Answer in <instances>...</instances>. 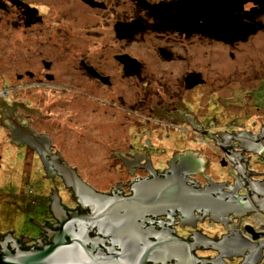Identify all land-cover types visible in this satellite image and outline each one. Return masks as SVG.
Listing matches in <instances>:
<instances>
[{
	"label": "flooded vegetation",
	"instance_id": "obj_1",
	"mask_svg": "<svg viewBox=\"0 0 264 264\" xmlns=\"http://www.w3.org/2000/svg\"><path fill=\"white\" fill-rule=\"evenodd\" d=\"M171 1L176 0H0V125L4 126V130L9 131L10 141L24 150L27 160L25 171H31V167L34 166L32 171H40L50 180L51 184L46 190L49 203L59 199L68 212L88 213L78 204L77 193L72 187L74 185L69 184L64 177L63 171L66 169L72 170L84 184L98 193L109 196L120 194L127 198L134 194L133 186L142 181L154 180L155 177L166 179L169 176H185L189 186L202 193L210 192L216 199H224L225 206H216L211 212L205 210L196 212L189 217L179 209H170L166 216L147 217L146 219L151 222L146 223L145 229L153 228L157 232L171 234L172 237L186 242H194L196 238L217 240L224 243L223 246L226 247L224 252L229 260H232L235 254L243 255L247 248H253L254 243L249 241L245 230L250 226L257 229L258 215L263 220L264 231V208L256 202L249 181L242 175L245 167L249 179L256 183L257 189L261 188L258 183H264V171L255 167L264 159V82L261 81L262 76L264 79L261 69V64L264 63V0L249 1L243 6L244 21L257 28V31L246 40L234 44L210 40L211 43L230 50V53L223 55L225 56L223 59L214 58L217 67L228 68L226 60L228 55L235 62V66H238L239 62L255 64L253 67L255 74L253 77L250 76L248 81L250 84L230 86L229 80L228 82L213 81L212 77L206 78L202 73L188 66L178 78L180 84L185 86V92L181 95L168 88V82L166 85L162 84V91L158 92L156 90L159 89L151 88V85L154 86L153 78L149 75L151 72L147 70L145 62L132 56L129 48L135 41L134 38L137 40V37L147 35L151 31L149 28L155 29L158 25L148 4L154 6ZM87 14L94 19V15L108 14V17L112 18L119 16V19L113 20V27L115 38L121 44V50L116 52L114 49V53L103 57L75 54L78 39L75 34L71 36V28L78 29L91 24L93 20L82 17ZM121 15L124 17L121 18ZM139 21L143 31L134 37H129V33L123 34L118 31V25ZM168 32L174 31L168 30ZM92 35L98 36V33L92 32ZM177 35L184 39L190 38L180 33ZM26 43L28 45H25ZM114 46L117 47L116 44ZM70 50L73 54H70ZM158 50L159 57L163 60L161 63L169 67L177 68L187 60L172 48L160 47ZM22 51L24 54H21ZM162 51L167 53L162 55ZM244 55L251 58L244 60ZM124 57L138 60L142 64L140 73L133 75V71L127 70V61ZM191 74H200V80L204 83L187 88L186 81ZM71 78L72 80L69 81L68 79ZM139 78L144 79V85L146 84L142 88V97L139 98L142 104V110L138 112L139 116L142 117L143 111L147 110L151 113L152 119L159 123L164 121L166 126L172 128L173 133V136L167 135L166 138H170L171 141L175 139L174 143L188 141L190 144L198 138L214 143L218 168L221 169L214 175L216 179L212 178L210 173L214 171L213 163L205 161L204 158L199 157V154L196 155V151L194 152L190 146L185 149H174L171 157L161 158L154 156L146 147H142L143 143L134 148L135 144H129L134 143L133 140L122 136L118 129L129 128L130 125L127 123L131 122L132 112L125 114L124 121L118 123L116 112L111 109L112 99L107 96L104 100L99 93L103 92L102 90L109 93L119 83ZM87 84L93 85L92 89L98 101L95 111L99 118L91 125L85 122L82 131L93 128L100 133L92 137L102 141L110 138L113 144L120 143L122 147L129 144V153L117 152L116 157L122 163L117 169L119 168V172L123 175L128 174L130 179L117 182L104 191L81 178L79 168L72 163L75 160L73 158L76 157L69 156L73 148L62 153L59 145L63 144H56L54 139L46 134H38L31 126V120L19 117L18 110L20 111L21 107L23 110L30 107L17 102L14 98V95L19 94L35 96L50 94L53 91L67 95L69 92L64 90L69 89L67 86L74 85L75 93L81 94L87 89L85 87ZM200 89H206L208 94L210 93L207 106H202L205 101L202 97L198 100L196 96ZM119 99H122L121 96ZM100 101L106 102L109 107L102 106ZM44 104L45 108L53 107L51 102ZM64 104H66L64 101L57 102V106ZM245 107H251L248 109V118L233 116L230 120L227 119L230 113L244 110ZM147 115L146 113L144 117ZM227 122L231 124L226 125ZM247 125L251 130L246 128ZM141 134L143 133L140 130L136 133V135ZM124 171L127 174L123 173ZM31 191L33 193V190ZM50 211L49 206L50 217L38 223L55 228L58 221ZM40 232V237L42 236L43 241L47 243L44 231L40 229ZM8 235H12L24 250L38 248V239L26 241V238L18 239L12 233L0 236V243ZM91 237H99L98 231L91 232ZM104 240L105 244H100L97 251L101 250L109 254L110 248L113 247V236H106ZM230 243L233 245L231 250L227 247ZM115 248L119 249V247ZM210 249H197L194 254L199 259L213 260L216 254ZM251 259L261 264V252L256 249L255 256ZM227 263L242 264V260ZM169 264H176V261Z\"/></svg>",
	"mask_w": 264,
	"mask_h": 264
},
{
	"label": "rangeland",
	"instance_id": "obj_2",
	"mask_svg": "<svg viewBox=\"0 0 264 264\" xmlns=\"http://www.w3.org/2000/svg\"><path fill=\"white\" fill-rule=\"evenodd\" d=\"M94 16L95 19L88 14L82 16L87 20H93L91 24L78 29L70 27L72 29L71 36L75 34L78 39L75 54H92L103 57L114 53V49L116 52L121 50V44L115 38L113 27V20L119 19V16L114 18L108 17V14ZM120 17L122 18L124 15ZM149 29L151 31L147 35L139 36L137 40L134 38L135 41L129 48L132 56L146 63L147 70L151 72L149 75L152 76L154 86H156L152 87L151 85V88L159 89L156 90L158 92L162 91V84L166 85V82H168V88L172 89V91L177 92L179 95L184 93L185 86L180 84L178 78L188 66L196 72L202 73L206 78L211 79L212 77L213 81L228 82L229 80L230 86H248L250 84L248 83L250 76L253 77V74H255V71H253L254 63L246 62L241 64L239 62V65L235 66V62L231 60L229 55L228 57L226 56L228 68L217 67L214 63V58L223 59L225 57L223 55L230 53V50L211 43L209 38L198 34L189 36L184 34L190 37L184 39L177 35L178 32H168V30H158L156 28L157 31L152 28ZM90 30L97 32L98 36L92 35V32L89 33L88 31ZM22 38L23 36L21 35ZM115 44L117 47L114 46ZM25 45H28V43ZM160 47L172 48L181 56L186 57L187 60L179 64L177 68L169 67L167 64L161 63L163 60L160 59L158 52ZM93 50H95L94 53ZM244 53H246L245 50ZM21 54H24V52L22 51ZM249 58L251 57L244 55V60ZM261 69L264 73V63L261 64ZM68 80L71 81L72 78ZM261 81L264 82L263 76ZM231 82L234 83L231 84ZM143 86H146V84L144 85V79H131L119 83L109 93L105 90L99 93L104 100L107 96L112 99V101L110 100V105L111 109L116 112L118 123L123 122L126 115L132 112L131 122L127 123L130 125L129 128H117L122 133V136L133 140L134 143L129 144H135L133 145L134 148L143 143L142 147H146L154 156L157 155L161 158L171 157L174 149H185L190 146L194 152L196 151L199 154V157L204 158L209 163H213L212 170L214 171L210 173H212L211 177L216 179L214 175L218 174L221 169L218 168L219 164L215 156L214 143L204 141L202 138L191 141L190 144L188 141L174 143L175 139L171 141L170 138H166L167 135L173 136V133L172 128L166 126L164 121L159 123L157 120L152 119L151 113L147 110L143 111L144 115L148 114L146 117L144 115L142 117L139 116L138 112L142 110L139 98L142 97ZM67 87L69 89L64 90L69 92L67 95L54 91L50 94H38L35 96L26 94L14 95L17 102L27 104L30 107V109L26 110L21 107L20 111L18 110L19 117L31 120L32 123L30 124L38 134H46L53 138L56 144H63L62 146L59 145L62 153L73 148L69 156L76 157L73 158L75 160L72 163L79 168L81 178L99 190L104 191L117 182L127 181L130 178L125 171L123 173L127 175L119 172L120 170L117 167L122 166V163L114 154L115 152L129 153V144L126 147H122L120 143L113 144L110 138L102 141L99 138L92 137L100 133L93 128L82 131L85 122L91 125L95 119L98 120L99 118L95 111L98 101L92 89L93 85H85L87 89L83 90L84 92L82 91L83 93L81 94L75 93V85ZM71 89H74V91ZM120 96L122 99H119ZM196 96L198 100L202 97V100L205 101L202 106H207L208 100H210V93L208 94L206 89H200ZM61 101L66 103L64 104L65 108L64 105L57 106V102ZM44 102L53 103V107L51 109L45 108ZM99 103L102 106L107 105L109 107L106 102L100 101ZM31 108L33 109L31 110ZM249 108L251 107H245L244 110L230 113L227 119L230 120V117L233 116L248 118ZM230 124V122L226 123V125ZM246 128L251 130L248 125ZM139 130L143 134L136 135ZM8 132L4 130V126L0 125V235L14 232L13 234L16 238L25 236L35 240L40 237L41 233L36 222H44L50 217V203L46 190L51 183L42 172L32 171L34 169L32 165L30 173L25 171L27 169V160L24 150L10 141ZM148 136L150 138H147ZM177 152H180V150H177ZM255 167H259L264 171V159L259 166ZM199 179L202 178L199 177ZM31 190H33V194H31ZM256 220L259 222L258 225L256 224L258 226L257 230L261 229L263 231L262 218L258 215Z\"/></svg>",
	"mask_w": 264,
	"mask_h": 264
},
{
	"label": "water",
	"instance_id": "obj_3",
	"mask_svg": "<svg viewBox=\"0 0 264 264\" xmlns=\"http://www.w3.org/2000/svg\"><path fill=\"white\" fill-rule=\"evenodd\" d=\"M249 1L253 0H184L154 6L148 4V7L158 21V30H171L188 36L198 34L234 44L246 40L257 31L242 16L243 6ZM140 24L141 21L117 28L120 33H129L128 36L132 37L143 30ZM166 53L162 51V55ZM124 58L127 70L133 71V75L140 73L142 64L138 60ZM200 79V74L189 75L187 88L203 84L204 81ZM63 172L68 183L74 185L78 204L88 213L68 212L59 199L52 201L50 212L58 221L55 228L36 222L44 231L47 243L41 236L37 240V249L24 250L12 235H8L0 243V264H169L172 261H176V264H228V261L239 259L242 264H259L251 259L256 249L261 252V264H264V232H258L251 226L246 227L245 231L255 247L247 248L243 255L235 254L232 260L224 252V243L217 240H199L195 237L194 242H186L153 228L145 229L146 223L151 222L147 217L166 216L170 209H179L189 217L196 212H211L216 206H225L224 199H216L210 192L202 193L189 186L183 175L142 181L133 186L134 194L127 198L120 194L109 196L98 193L84 184L72 170ZM242 175L249 181L254 199L264 208V183H258L261 188L257 189L245 167ZM94 230L98 231L99 237H91ZM110 235L113 236L110 253L97 251L100 244H105L104 238ZM23 237L26 241L33 240L25 236L18 239ZM227 247L233 249L232 243ZM201 248H211L216 257L213 260L197 258L194 252Z\"/></svg>",
	"mask_w": 264,
	"mask_h": 264
},
{
	"label": "bare ground",
	"instance_id": "obj_4",
	"mask_svg": "<svg viewBox=\"0 0 264 264\" xmlns=\"http://www.w3.org/2000/svg\"><path fill=\"white\" fill-rule=\"evenodd\" d=\"M261 231H262L261 229L258 230V232H261ZM263 232H264V231H263Z\"/></svg>",
	"mask_w": 264,
	"mask_h": 264
},
{
	"label": "built area",
	"instance_id": "obj_5",
	"mask_svg": "<svg viewBox=\"0 0 264 264\" xmlns=\"http://www.w3.org/2000/svg\"><path fill=\"white\" fill-rule=\"evenodd\" d=\"M31 194H33V193L31 192Z\"/></svg>",
	"mask_w": 264,
	"mask_h": 264
}]
</instances>
